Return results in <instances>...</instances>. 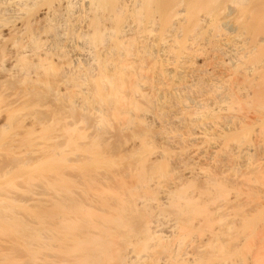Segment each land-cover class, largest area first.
Instances as JSON below:
<instances>
[{"label":"bare ground","instance_id":"1","mask_svg":"<svg viewBox=\"0 0 264 264\" xmlns=\"http://www.w3.org/2000/svg\"><path fill=\"white\" fill-rule=\"evenodd\" d=\"M21 9L65 66L4 111L0 264H264V0H0V26Z\"/></svg>","mask_w":264,"mask_h":264},{"label":"rangeland","instance_id":"2","mask_svg":"<svg viewBox=\"0 0 264 264\" xmlns=\"http://www.w3.org/2000/svg\"><path fill=\"white\" fill-rule=\"evenodd\" d=\"M22 13H25L23 9L18 10L17 16L10 18L7 23H3L0 26V47H3V51L0 49V99L2 98L0 103V130L4 129L1 125L4 113L9 111V108L21 107V97L31 99L35 91L33 89L34 84H37L38 81L48 82L56 91L57 88L63 87L60 71L64 69L65 63L57 60L54 51L50 50L48 54L44 51L50 43L51 32L45 29L38 31L42 47L36 51L30 46V32L28 30H24L20 34L13 33L15 28L22 23ZM83 17H85L84 14L76 12L74 15L72 14L71 24L74 29H76L78 22ZM65 37L64 44H66L69 55L75 57L73 56L74 54L82 51L76 44L79 39L71 34L65 35ZM41 49L46 54L45 57L41 54H36ZM18 51L24 52L26 57L32 60L31 62H37L39 61L38 59H41L38 66L30 68V72L26 76L21 75L19 72L20 66L16 65L15 55ZM49 65L55 70L54 73L48 72ZM48 100H52V98L49 97ZM55 108L61 109L58 106Z\"/></svg>","mask_w":264,"mask_h":264}]
</instances>
